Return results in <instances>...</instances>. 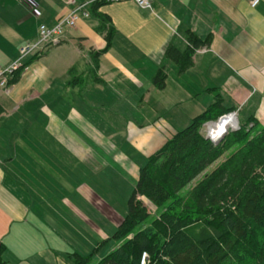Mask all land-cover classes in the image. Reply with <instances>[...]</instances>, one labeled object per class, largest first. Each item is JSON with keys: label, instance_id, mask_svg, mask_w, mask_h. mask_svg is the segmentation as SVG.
Listing matches in <instances>:
<instances>
[{"label": "crops", "instance_id": "0c3cea01", "mask_svg": "<svg viewBox=\"0 0 264 264\" xmlns=\"http://www.w3.org/2000/svg\"><path fill=\"white\" fill-rule=\"evenodd\" d=\"M0 0V69L77 4L94 0ZM75 2V4H74ZM103 6L115 34L97 75L86 82L91 51L105 48L99 22L82 19L0 89V247L6 264L94 262L118 247L140 169L221 95L239 122L264 127V0H153ZM211 45L197 50L184 73L165 53L184 52L186 32ZM57 53V54H56ZM52 54H55V56ZM74 78L83 76L72 84ZM164 70L165 87L154 77ZM155 208V207H154Z\"/></svg>", "mask_w": 264, "mask_h": 264}, {"label": "trees", "instance_id": "16d2710c", "mask_svg": "<svg viewBox=\"0 0 264 264\" xmlns=\"http://www.w3.org/2000/svg\"><path fill=\"white\" fill-rule=\"evenodd\" d=\"M105 5L94 1L89 7L106 46L90 52L86 82L102 83L97 75L100 58L111 49L115 34L109 17L99 12ZM186 39L184 52L169 45L165 53L180 73L190 69L195 52L212 41L211 36L202 41L191 31ZM76 71L71 69L70 75ZM20 75L21 71L10 84L17 83ZM81 79L73 77L71 83ZM166 80L160 70L154 84L163 89ZM231 112L222 96L216 95L214 104L149 157L140 170L127 215L113 236L118 247L98 262L93 254L70 253L71 264H141L144 252L149 256L147 264H264V127L259 128L252 117L216 144L202 131L206 123ZM3 113L0 105V116ZM229 152L224 162L182 193ZM142 199L156 208L154 215ZM2 253L0 247V264H6Z\"/></svg>", "mask_w": 264, "mask_h": 264}, {"label": "built area", "instance_id": "2783aa9c", "mask_svg": "<svg viewBox=\"0 0 264 264\" xmlns=\"http://www.w3.org/2000/svg\"><path fill=\"white\" fill-rule=\"evenodd\" d=\"M101 1L107 4L132 2L138 8L147 11H153V0H94ZM93 1V2H94ZM252 8H255L260 3V0H246ZM21 4L25 6L30 13L37 15V6L31 0H20ZM75 4V2H74ZM89 4H77L74 10L67 16L58 19L55 25L47 26L41 24L38 29L36 40L29 41L23 45L19 50L17 59L8 67L0 69V89L7 90L11 86V81L17 73L25 68L29 60L34 57L41 56L48 49L61 45L66 31L74 29L78 22L82 19L91 17L88 9ZM237 112H232L222 116L217 122L206 123L203 125V134L212 143L220 142L229 130L237 129ZM222 122L226 123L224 130L219 132L215 126ZM234 122V124H233ZM149 256L146 252L142 254L141 264H147Z\"/></svg>", "mask_w": 264, "mask_h": 264}, {"label": "rangeland", "instance_id": "374dc122", "mask_svg": "<svg viewBox=\"0 0 264 264\" xmlns=\"http://www.w3.org/2000/svg\"><path fill=\"white\" fill-rule=\"evenodd\" d=\"M57 47H60V46L50 48L48 50V54L53 52V51H54L53 53H55V50L57 49ZM53 55L55 56V54H52V56ZM239 124H240V122H239V120H237V128H239ZM230 154H231V152H229V153L225 154L223 157H221L210 168H208L204 173H202L193 183H191L185 190H183L182 193L183 194L187 193L194 185H196L200 180H202L205 176H207L210 172H212L215 168H217L222 162H224ZM142 200L148 206L151 213L154 215L156 213V208H154V206L152 204H150L148 201H146L145 199H142Z\"/></svg>", "mask_w": 264, "mask_h": 264}, {"label": "bare ground", "instance_id": "6f19581e", "mask_svg": "<svg viewBox=\"0 0 264 264\" xmlns=\"http://www.w3.org/2000/svg\"><path fill=\"white\" fill-rule=\"evenodd\" d=\"M234 124V122H233ZM226 126L225 122H222L220 125L215 126V128L219 131L222 132L224 130V127Z\"/></svg>", "mask_w": 264, "mask_h": 264}]
</instances>
